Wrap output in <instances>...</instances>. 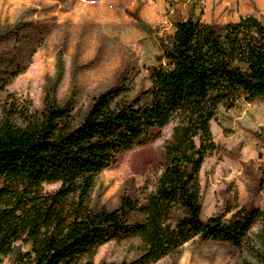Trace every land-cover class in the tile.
Returning a JSON list of instances; mask_svg holds the SVG:
<instances>
[{
	"label": "trees",
	"instance_id": "1",
	"mask_svg": "<svg viewBox=\"0 0 264 264\" xmlns=\"http://www.w3.org/2000/svg\"><path fill=\"white\" fill-rule=\"evenodd\" d=\"M7 32L14 48L0 52L11 66L0 74L1 90L28 68L51 26L36 31L16 23ZM157 39L159 53L144 65L139 88L141 69L131 66L86 105L62 101L61 53L41 108L6 92L0 102V262L12 254V264H154L196 237L240 247L264 218L255 206L204 218L200 179L206 158L220 148L212 131L220 110L264 99V18L215 23L189 16ZM25 45L23 58L15 47ZM169 124L160 173L125 188L114 207L95 204L100 173ZM46 184L58 187L46 191ZM110 241H137L135 256L96 263L98 249Z\"/></svg>",
	"mask_w": 264,
	"mask_h": 264
},
{
	"label": "rangeland",
	"instance_id": "2",
	"mask_svg": "<svg viewBox=\"0 0 264 264\" xmlns=\"http://www.w3.org/2000/svg\"><path fill=\"white\" fill-rule=\"evenodd\" d=\"M245 15L264 18V0H0V52L14 48L13 32L7 31L16 23L33 24L36 31L51 26L28 68L0 89V102L10 92L41 108L46 79L55 77L61 53L64 73L57 97L62 101L75 98L79 107L86 105L94 95L116 86L131 66L141 69L136 78L139 88L146 75L144 65L152 64L159 53L157 36L171 33L175 20L193 16L225 23ZM15 48L24 51L23 58L28 56V45ZM6 68L11 66L0 60V74ZM172 127L167 125L157 137L122 153L114 166L102 171L94 203L114 207L125 188L141 186L160 173L163 145ZM212 131L220 148L206 158L200 173L203 217L225 213L227 207L233 212L243 206L264 211V99L221 109ZM136 244L110 241L98 249L94 260L131 259ZM12 259V254L4 256L0 264H12ZM154 264H264V218L240 247L196 237Z\"/></svg>",
	"mask_w": 264,
	"mask_h": 264
}]
</instances>
